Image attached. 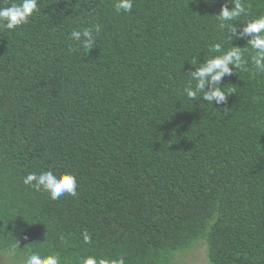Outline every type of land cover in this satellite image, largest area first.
<instances>
[{"label":"trees","instance_id":"obj_1","mask_svg":"<svg viewBox=\"0 0 264 264\" xmlns=\"http://www.w3.org/2000/svg\"><path fill=\"white\" fill-rule=\"evenodd\" d=\"M115 2L38 0L0 29V255L170 264L206 240L210 264H264V72L247 37L231 41L248 64L222 79L223 104L182 92L192 58L216 55L228 0ZM242 3L237 32L264 14V0ZM93 24L85 54L70 33ZM47 170L75 175L77 196L24 185Z\"/></svg>","mask_w":264,"mask_h":264},{"label":"clouds","instance_id":"obj_2","mask_svg":"<svg viewBox=\"0 0 264 264\" xmlns=\"http://www.w3.org/2000/svg\"><path fill=\"white\" fill-rule=\"evenodd\" d=\"M206 2V0H205ZM229 4L232 5L229 8ZM133 0H116L114 9L117 13L131 12ZM39 12L38 0H19L8 6L0 7V29L14 30L29 22L30 17ZM248 9L242 0H228L222 4L219 13L215 15L219 21L218 27L224 32L223 39L219 43L211 45L209 51L216 53L203 63H198L197 56L192 58L191 67L195 70L189 71L186 79L188 83L183 87V94L190 100H196L199 96L203 101L221 105L226 101L228 95L233 94L230 90L225 91L221 81L225 76L235 74L236 69L246 71L248 60L244 58V47L235 46L231 41L247 37L246 46L252 49L251 63L258 73L264 72V14L247 19L241 30L237 32L236 21L241 16L247 17ZM100 25L93 24L82 30H72L70 38L78 41L85 54L93 49L96 36L99 33ZM227 45V48H225ZM192 81H195L193 84ZM26 186L35 188L37 191L47 192L50 199L57 200L65 194L77 196V181L71 173H55L52 170L28 173L23 178ZM84 240L90 241L85 234ZM16 246H13L15 251ZM24 264H61L59 253L42 254L39 251L29 252L26 255ZM80 264H125L123 256L117 259L100 258L95 256L81 257Z\"/></svg>","mask_w":264,"mask_h":264},{"label":"rangeland","instance_id":"obj_3","mask_svg":"<svg viewBox=\"0 0 264 264\" xmlns=\"http://www.w3.org/2000/svg\"><path fill=\"white\" fill-rule=\"evenodd\" d=\"M25 257L18 259L10 254L0 255V264H24ZM170 264H210L207 257L206 240L196 242L191 249L176 252Z\"/></svg>","mask_w":264,"mask_h":264}]
</instances>
